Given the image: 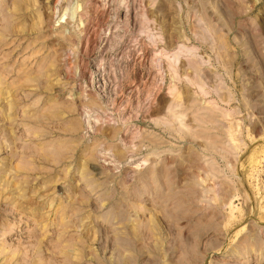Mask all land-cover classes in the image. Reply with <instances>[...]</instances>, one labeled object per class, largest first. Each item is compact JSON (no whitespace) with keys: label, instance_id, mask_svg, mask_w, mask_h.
Segmentation results:
<instances>
[{"label":"rangeland","instance_id":"374dc122","mask_svg":"<svg viewBox=\"0 0 264 264\" xmlns=\"http://www.w3.org/2000/svg\"><path fill=\"white\" fill-rule=\"evenodd\" d=\"M0 264H264V0H0Z\"/></svg>","mask_w":264,"mask_h":264},{"label":"bare ground","instance_id":"6f19581e","mask_svg":"<svg viewBox=\"0 0 264 264\" xmlns=\"http://www.w3.org/2000/svg\"><path fill=\"white\" fill-rule=\"evenodd\" d=\"M176 108V107H175Z\"/></svg>","mask_w":264,"mask_h":264}]
</instances>
